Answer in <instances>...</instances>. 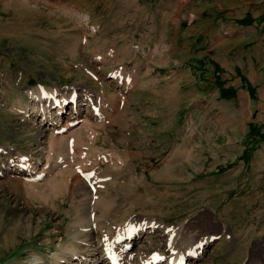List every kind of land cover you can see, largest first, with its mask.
<instances>
[{
  "label": "rangeland",
  "instance_id": "1",
  "mask_svg": "<svg viewBox=\"0 0 264 264\" xmlns=\"http://www.w3.org/2000/svg\"><path fill=\"white\" fill-rule=\"evenodd\" d=\"M31 90L87 93L94 109L55 134L30 116ZM0 147V264H69L61 249L83 248L75 209L96 180L113 204L94 209L105 223L85 254L129 217L160 225L128 264L181 234L213 237L190 264H264V0H0ZM36 162L32 176L11 168Z\"/></svg>",
  "mask_w": 264,
  "mask_h": 264
},
{
  "label": "bare ground",
  "instance_id": "2",
  "mask_svg": "<svg viewBox=\"0 0 264 264\" xmlns=\"http://www.w3.org/2000/svg\"><path fill=\"white\" fill-rule=\"evenodd\" d=\"M112 77H114V76H112ZM133 78H136V77L133 76ZM30 95L33 97L34 110H33L32 114L31 115L29 114V115L32 118L36 119V122L38 123L40 128H42L46 131H51V130H54L56 132L60 131L61 133H58V134H64L65 130L75 126L76 124L81 122V120H83L82 119L83 114L91 113V111L94 109L93 105H91L87 99V96H88L87 93L81 95V94H76L74 92H69L65 97H62L60 99H53L52 103H51V97L52 96L49 94H47L46 98L42 99V93H38L37 91L31 90ZM52 98H54V96ZM55 100L61 101V104L63 106H67L68 110L64 111L63 106L53 108L52 105L54 104ZM113 107H114V103L112 100L111 101L105 100L103 103L102 110L98 111L96 115L98 117L106 116V114H108L109 111L111 109H113ZM57 111H60L59 113L63 117V122H65L64 124H62V122L60 121L61 118H60V115H58ZM58 125H60V126L58 127ZM72 149H70L69 152L73 153L75 151V150L73 151ZM85 149L81 148V149L77 150V152H82V154L83 153L85 154L88 152V151L86 152ZM5 152H6V150L4 148L0 147V154L5 153ZM182 154L184 156H188L191 153H190V150L185 149V150H183ZM86 159H89V158H86ZM90 161H94V160L90 159ZM37 164H39V163L36 162V164H32V165L15 163L11 168L16 170V171H19L20 173H26V174H29V176L30 175L32 176L34 173H36V171L39 168ZM81 170L85 173V170L83 169V167L81 168ZM162 173H163V171H162ZM165 174L167 175V172ZM3 175L4 174L2 172H0V176L3 177ZM167 177H168V175H167ZM56 178H58L59 180L54 179L55 182L50 186L48 185V190L51 193L54 191V194H55V187H56L55 184L57 182L59 183L61 180H62V182H64L66 177L64 176L62 179V176H56ZM35 179H38V178H35ZM75 179H77V178H75ZM77 180L79 181L78 185L84 189H85L84 183L92 184L95 181V180H93V177L92 178L90 177V175H85V178L82 179L83 181H80L79 178ZM96 181L99 182V184L95 185L94 189L97 192H99V187L101 188L103 186V182H101L102 180L101 181L96 180ZM50 182H52V181H50ZM82 182H84V183H82ZM114 190H115V187L110 191V194H109L110 197L108 198L107 196H104V198H105L104 200H102V195H100V194H95V195L92 194L93 198L90 199V196H89L90 194L87 193L86 191L83 192L84 196L82 199H80L82 201V205H80V208L75 209V212H76V218L75 219L76 220L74 221L75 223L74 222L73 223H74V225H77L78 227H80L81 230L87 231V234H86V239L82 240L83 248H81L80 250H79L78 245H76V246L71 245V248L61 249V250H64L67 252L66 254H68V255L67 256L64 255V257L66 258L65 260L67 262H69V264H82V260H85L83 264H86L87 257H90V255H92V254H94V257H91V259H93L94 261L100 260L99 263L106 261L105 257H103L104 254L101 253V248L99 245H93L92 248L90 249L91 252L90 253L88 252L87 254H85V246L89 245L88 243H90V241L93 238V235H92L91 231H89V230L94 229V228L101 229V225L103 223H105L103 220H101L97 217H93V214L95 213L96 210L98 212H100L101 214H104L105 209L107 207H109L110 204H113L110 201L107 202V200L112 199L114 197V194L111 193ZM78 191H80V190H78ZM82 191H84V190H82ZM87 202L89 204L92 203L93 210L91 209V210L87 211V209L89 208V207L86 208ZM94 209H96V210H94ZM73 218H74V216H73ZM91 222H92V226L87 225V224H91ZM121 222L124 223L123 218L121 219ZM127 225L128 226H126V229L124 228V225H123V227H119V228L115 229L113 232L107 233V235H112L114 237L113 243L111 244L113 247L118 246V244L116 243V240L118 238L122 237L125 234L127 229H130L134 226L136 227L137 225H139L140 230L138 232H139V234L140 233L142 234V232L144 230H145V232L150 233V232L154 231L157 227V225L155 223H152L151 221H149L148 223L130 222ZM92 232H94V231L92 230ZM80 235H82V233L78 232L77 237ZM209 239H210V236L201 237V238L192 237V238L188 239L186 236L181 234L178 238L173 240V242H174L173 246L175 245V247H177V246L178 247L176 249H173V251H170L169 256L165 260V262H166L165 264H170L171 259H174L176 261L178 256H182L184 254L189 255V254L194 253L197 250V249L193 250L194 245L201 242V241H204V247H205V245L208 244ZM103 242H104V240H103ZM204 247L201 250L202 254L204 253V249H205ZM141 249H143L142 246H140L139 250L142 251ZM199 252H200V250L196 251V254H197L196 259L199 258V256H198ZM77 253H79V254H77ZM152 255H153V253H150L148 256H146V258L143 259V262L145 260H150L152 258ZM194 261H195V259L194 260L192 259L189 262L191 263ZM88 263H90V262H88Z\"/></svg>",
  "mask_w": 264,
  "mask_h": 264
},
{
  "label": "trees",
  "instance_id": "3",
  "mask_svg": "<svg viewBox=\"0 0 264 264\" xmlns=\"http://www.w3.org/2000/svg\"><path fill=\"white\" fill-rule=\"evenodd\" d=\"M245 21H246V20H245ZM250 21H251V20H250ZM223 95L226 96L225 93H224V91H223Z\"/></svg>",
  "mask_w": 264,
  "mask_h": 264
}]
</instances>
